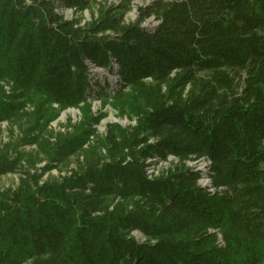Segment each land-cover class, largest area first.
<instances>
[{"label": "trees", "instance_id": "1", "mask_svg": "<svg viewBox=\"0 0 264 264\" xmlns=\"http://www.w3.org/2000/svg\"><path fill=\"white\" fill-rule=\"evenodd\" d=\"M134 1L0 0V123L32 121L20 144L48 160L0 150V175L22 174L0 190V264H264V0H152L126 22ZM93 4L84 24L58 11ZM108 98L135 123L101 135ZM54 105L82 119L50 142Z\"/></svg>", "mask_w": 264, "mask_h": 264}, {"label": "rangeland", "instance_id": "2", "mask_svg": "<svg viewBox=\"0 0 264 264\" xmlns=\"http://www.w3.org/2000/svg\"><path fill=\"white\" fill-rule=\"evenodd\" d=\"M152 0H135L132 8L126 13L125 21L134 22L138 17V8L140 6H145L150 3ZM111 2L115 0H102L103 4L107 6L111 5ZM58 11L63 12L66 18H80L81 23L84 24L93 19L94 16L98 14V5L93 4L89 8L84 9L83 11H74V9L69 7L59 8ZM155 20L152 18L147 19L143 22V26L152 28L155 25ZM95 78H98L102 84L105 80H108L110 83L111 90L118 87V76L115 74H110L106 70H95L93 71ZM3 84V83H1ZM58 111V116L56 119L51 121L45 133H43V138L54 142L56 139L66 135L74 130V127L81 121L82 112L79 108L69 107L65 109L59 108L57 105H54ZM92 111L96 114L104 113L105 117L97 125L98 133L103 135L106 132L107 125L109 123H119L123 126H128L129 124L135 123L127 113H122L119 109L116 108L114 102L111 98L107 100L95 99L92 101ZM32 124V121L29 119H20L11 122H1L0 123V150L6 152H12L11 155L16 154V152H24L25 155L29 156V161L34 163L31 165L28 161H23V164L26 166V170L34 171L35 168L44 167L48 160L45 157V154L40 151V148L33 145H21V140L25 135V130ZM10 154V153H9ZM84 160V153L80 152L72 157H70L63 165L58 168L46 171L42 177V180L48 179H58L60 176L67 174L72 168H77L79 162ZM178 161L173 158H168L165 161L161 162L160 160L154 161V169L160 170L161 172L166 171L168 168H172L178 165ZM188 165L192 166L194 169L200 170L203 167V162L188 161ZM22 174L20 172L7 173L0 175V190L6 189L8 187H16L19 184ZM206 183L207 179L204 176L201 179V183ZM132 235L136 237L139 241H144L145 237L139 232L134 231Z\"/></svg>", "mask_w": 264, "mask_h": 264}, {"label": "built area", "instance_id": "3", "mask_svg": "<svg viewBox=\"0 0 264 264\" xmlns=\"http://www.w3.org/2000/svg\"><path fill=\"white\" fill-rule=\"evenodd\" d=\"M115 2H117V0H115ZM173 158V159H175V160H177L178 161V159L177 158H175L174 156H169L168 158ZM167 158V159H168ZM158 160H160L161 162H163V161H165L166 159H158V158H154V159H148V163H149V166H148V174L150 175V176H158L159 174H161L162 172L160 171V170H155L154 169V161H158ZM192 162V161H191ZM195 162H203V167L202 168H200V170L201 171H204V172H206L207 170H209V168H210V166H211V160L210 159H208V158H205V157H202V158H200L199 160H195ZM192 167V166H191ZM169 169V168H168ZM167 169V170H168ZM166 170V171H167ZM196 170H198V169H196ZM206 177V179H207V182L205 183H201V179H200V184L202 185V186H210L211 185V181H210V178H208L207 176H205ZM203 179V178H202ZM210 190L211 191H213L214 190V188H210Z\"/></svg>", "mask_w": 264, "mask_h": 264}]
</instances>
